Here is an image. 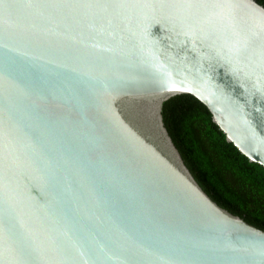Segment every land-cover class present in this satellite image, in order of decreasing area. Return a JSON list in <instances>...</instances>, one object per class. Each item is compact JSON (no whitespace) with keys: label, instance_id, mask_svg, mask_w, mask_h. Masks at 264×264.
I'll use <instances>...</instances> for the list:
<instances>
[{"label":"water","instance_id":"water-1","mask_svg":"<svg viewBox=\"0 0 264 264\" xmlns=\"http://www.w3.org/2000/svg\"><path fill=\"white\" fill-rule=\"evenodd\" d=\"M190 94L264 167L256 0H0V264H264L163 104Z\"/></svg>","mask_w":264,"mask_h":264},{"label":"trees","instance_id":"trees-1","mask_svg":"<svg viewBox=\"0 0 264 264\" xmlns=\"http://www.w3.org/2000/svg\"><path fill=\"white\" fill-rule=\"evenodd\" d=\"M264 6L263 0H256ZM164 124L185 164L221 207L264 230V167L248 160L190 94L163 104Z\"/></svg>","mask_w":264,"mask_h":264},{"label":"flooded vegetation","instance_id":"flooded-vegetation-1","mask_svg":"<svg viewBox=\"0 0 264 264\" xmlns=\"http://www.w3.org/2000/svg\"><path fill=\"white\" fill-rule=\"evenodd\" d=\"M264 1V0H263Z\"/></svg>","mask_w":264,"mask_h":264}]
</instances>
